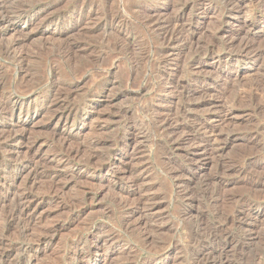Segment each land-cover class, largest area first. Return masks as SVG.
<instances>
[{
  "label": "rangeland",
  "instance_id": "obj_1",
  "mask_svg": "<svg viewBox=\"0 0 264 264\" xmlns=\"http://www.w3.org/2000/svg\"><path fill=\"white\" fill-rule=\"evenodd\" d=\"M0 1V20L23 17L0 29V97L26 129L0 144L3 264H264V0H95L90 21L71 0ZM178 15L193 44L159 61L147 16ZM78 147L92 163L67 158ZM23 195L26 234L9 217ZM42 239L36 259L19 251Z\"/></svg>",
  "mask_w": 264,
  "mask_h": 264
},
{
  "label": "bare ground",
  "instance_id": "obj_2",
  "mask_svg": "<svg viewBox=\"0 0 264 264\" xmlns=\"http://www.w3.org/2000/svg\"><path fill=\"white\" fill-rule=\"evenodd\" d=\"M72 1V3H74V4H80L81 5V7L82 8H84V9H88L89 11H91V13L89 12V15H84V14H82L83 12H80L79 13V16H77V18L79 19V20H81V21H83V19L84 18H86V19H88V21H90L89 19H90V17H91V15H92V12L94 11V9H100V8H103L104 6L102 5L101 6V4H99L100 6H98L97 5V2L95 1V0H71ZM233 1V0H232ZM161 2V1H160ZM163 2V1H162ZM223 2V1H222ZM171 3H172V1H171ZM230 3V0H225V2H224V4L225 5H228ZM1 4H2V2L0 1V6H1ZM173 4V3H172ZM223 4V3H222ZM232 4V3H231ZM11 5V4H10ZM171 5V4H170ZM224 5V6H225ZM122 6V5H121ZM174 6V5H173ZM201 6V5H200ZM80 7V8H81ZM124 7V6H123ZM199 7V6H198ZM2 8V7H1ZM173 8V7H172ZM204 8V7H203ZM129 9V8H128ZM201 9V8H200ZM5 10V9H4ZM100 11V10H99ZM103 11H106L105 9L103 10ZM102 11V12H103ZM124 11V10H123ZM126 11V10H125ZM101 12V11H100ZM102 12L99 14V15H97L98 16V21L99 22H103V21H108V18L110 17V21L108 22V23H106V25H109V26H119L120 24H123V23H126L127 21H126V17L124 18V14L122 15V13H120V12H118V13H114V14H110V15H104V14H102ZM91 14V15H90ZM102 14V15H101ZM109 14V13H108ZM2 16V15H1ZM95 16V15H94ZM182 16V15H181ZM148 17V19H146V21H145V23H147V25L149 26V30H152V29H156L157 31H158V33H157V38H158V41H159V43H160V45L162 46V48L160 49V50H157V51H155V56H156V59H159V61H162L163 59H165V57L166 56H169V55H171V50H167V48H170V47H176V46H179L178 47V49H180V48H184V47H186V46H189V45H191V44H193L192 43V34L189 32V28H188V30L186 31L185 30V28H184V26H183V22L181 23V21H182V19H181V17L178 15V16H168V18L166 19V20H164V21H158L157 19H154V18H152V16H147ZM21 18H23L22 17V14H18L16 17H10L9 15H7V14H4L3 15V17H2V19L0 20V29H4L6 26H8V25H11V24H13L17 19H21ZM128 18V17H127ZM27 19H28V21H31L32 19H29V18H25L24 19V21L26 22L27 21ZM86 21V20H85ZM126 21V22H125ZM189 22H187V23H189V25L188 26H190L192 23H193V21L192 20H188ZM144 22V21H143ZM79 23V22H78ZM82 23V22H81ZM186 23V24H187ZM97 24V23H96ZM99 24H101V23H99ZM143 24V23H142ZM194 24V23H193ZM73 26H75L76 27V24H72V28L71 29H69L70 31H73L72 29H73ZM121 26V25H120ZM144 26V25H143ZM146 26V25H145ZM187 26V27H188ZM103 28V27H102ZM91 29V28H90ZM116 29V28H115ZM102 31V30H101ZM76 32V31H75ZM75 32H73V33H75ZM91 32V31H90ZM16 34V37H14L13 39H11L10 41H8V43L6 44V48H5V54L8 56V59L10 58L11 59V61L12 62H15V64L16 63H18L20 66H21V64L23 63V60H24V55L22 54V52L20 53V52H15L14 51V49L15 48H20V47H18L19 45H21L22 43H23V41H21V40H17L16 38L18 37L19 38V36H17L18 34H20V35H22V33H21V31L20 30H18L17 28H14L13 29V34ZM73 33H72V35H73ZM77 33V32H76ZM14 34V35H15ZM105 34V33H104ZM13 35V36H14ZM230 35V34H229ZM62 36V35H61ZM60 36V37H61ZM68 36V35H67ZM70 36V35H69ZM74 36V35H73ZM66 37V36H65ZM123 37V36H122ZM64 39V38H63ZM62 39V40H63ZM70 39V38H69ZM229 39V38H228ZM51 40H54V39H51ZM55 40H57V39H55ZM60 40V39H59ZM61 40V41H62ZM79 40V39H78ZM77 40V41H78ZM58 41V40H57ZM157 41V42H158ZM210 43V42H209ZM227 43V42H226ZM60 45V44H59ZM58 45V46H59ZM165 45H166V47H165ZM230 45H232V44H230ZM216 46V45H215ZM109 48V47H108ZM228 48V47H227ZM233 48V47H232ZM242 48V47H241ZM21 49V48H20ZM66 49V48H65ZM188 49H190V47L188 48ZM16 50V49H15ZM195 50V49H194ZM198 50V49H197ZM197 50H196V52H197ZM203 50V49H202ZM215 50H217V49H215ZM72 51V50H71ZM212 52H214L213 50H211ZM69 52V51H68ZM181 52H183L182 50H179V53H181ZM195 52V51H194ZM208 52V50L206 51V53ZM216 52V51H215ZM214 52V53H215ZM217 53V52H216ZM178 54V53H177ZM193 55H194V53H193ZM180 56V55H179ZM195 56H199V55H195ZM6 57V56H5ZM167 58V57H166ZM168 62V61H167ZM23 69V68H22ZM217 69H218V66H216V68L214 69V70H216L217 71ZM191 70V69H190ZM216 73H218L219 74V70L216 72ZM221 73V72H220ZM165 75V74H164ZM193 75V74H192ZM196 75H197V73H196ZM161 76V75H160ZM161 78V77H160ZM194 79H193V81H195L196 80V77H193ZM192 79V78H191ZM20 80V79H19ZM160 80V79H159ZM162 83H164V86H166V91L165 92H167L170 88H172L171 86L173 85V82L171 81V80H169L168 78H166V77H164L163 78V82ZM175 86H176V84H174ZM174 86V87H175ZM152 87V91H154V90H156L157 89V86L156 85H152L151 86ZM0 88H2V87H0ZM144 89V88H143ZM169 92V91H168ZM167 92V93H168ZM5 99L3 100V98L2 97H0V109H1V111H0V122H7L9 125L7 126V127H5V128H0V144H4V143H6L7 141H9L10 139H12L13 137H16V139H19V140H23L24 139V137H26L25 136V130H22V129H17V127H16V125H15V123H13V112L11 111V110H9L8 108V110H5L4 108H3V106H5ZM7 101V100H6ZM66 106V105H65ZM15 107H21V106H15ZM152 108V106H150V105H145V106H142V110H145V111H147V110H149V109H151ZM68 108L67 107H65L64 108V112H62V114H60L59 116H57L58 117V120H61V121H63L64 123H66L68 120H70V117H71V115L69 114V113H66L65 111L67 110ZM81 114V113H80ZM160 116V115H159ZM24 117H25V119H27L28 117H29V115L27 114V113H25V115H24ZM157 117H158V115H157ZM72 118V117H71ZM154 118V117H153ZM86 117L85 118H83V121L85 120L86 121ZM151 119V118H150ZM175 118H167L165 121H164V125L165 126H170V123L174 120ZM176 120V119H175ZM174 120V121H175ZM73 121H75L74 120V117L72 118V122L71 123H73ZM163 121V120H162ZM178 121H176V123H177ZM174 127V126H173ZM21 128V127H20ZM172 128V127H171ZM178 129H180V127L179 126H175L173 129H172V133H175ZM182 129H184V128H182ZM205 130V129H204ZM213 132H214V130H212ZM172 133H171V136H172ZM66 137V136H65ZM64 137V140L66 139ZM59 139V138H58ZM208 141V140H207ZM64 142V141H63ZM95 143V142H94ZM62 144V143H61ZM66 145V144H65ZM69 145V144H68ZM101 146V145H100ZM2 147H3V145H2ZM5 147V146H4ZM3 147V148H4ZM69 148V147H68ZM120 148V147H119ZM2 150V149H1ZM5 153V158H10L11 156H12V153L14 154V153H16V155H17V153H18V151L16 150V151H10V150H3ZM68 151V159H71V160H74V161H77V162H79V163H83V164H86V165H89V163H90V161H91V163H92V161L94 160V158H95V156H93V155H91L90 157H87V159L86 160H83L82 159V157H80L81 156V149L78 147V148H76L75 150H72V149H68L67 150ZM26 152V151H25ZM24 154V153H23ZM16 155H15V157H16ZM85 155H86V153H85ZM21 157V156H20ZM84 158V157H83ZM31 159H33V158H31ZM85 159V158H84ZM14 160V159H13ZM96 160V159H95ZM73 161V162H74ZM18 162V161H17ZM72 162V163H73ZM95 162V161H94ZM69 163V162H68ZM71 163V162H70ZM96 163V162H95ZM76 164V163H75ZM91 165V164H90ZM94 166V165H93ZM86 167V166H85ZM86 168H88V167H86ZM102 170V169H101ZM100 170V171H101ZM113 171V170H112ZM108 173H110L111 171L110 170H108L107 171ZM116 171H114L113 173H115ZM131 172V171H130ZM173 172V171H172ZM1 173H3V171L2 172H0V174ZM106 173V172H105ZM113 173H111V174H113ZM127 174V173H126ZM134 176V175H133ZM1 177V176H0ZM12 178V177H11ZM74 178V177H73ZM79 178V177H78ZM130 180V179H129ZM135 180V179H134ZM13 181V180H12ZM33 183V182H32ZM131 185V184H130ZM21 186V185H20ZM29 186H31V184L29 185ZM31 190V189H30ZM9 193V192H8ZM24 193V192H23ZM186 195V194H185ZM31 196V195H30ZM52 196H53V194H52ZM11 198H13V197H11ZM22 200H23V204L22 205H19L18 206V209H16V211H12V213H11V216H9L10 217V220L11 221H17V222H19L20 224H22V228H24V233L26 234L27 232H28V230H29V228H30V223L31 222H34L33 221V217H34V209H35V207L33 208L32 207V203H33V198H31V197H29V196H26V195H23L22 197ZM21 200V201H22ZM20 200H18V202H19ZM20 201V202H21ZM17 202V203H18ZM14 203V202H13ZM5 206V205H4ZM9 207H10V205H9ZM12 207H13V205H12ZM1 209V208H0ZM8 211H9V209H8ZM42 211V210H41ZM10 212V211H9ZM6 213H7V211H6ZM5 213V214H6ZM7 215V214H6ZM48 216V215H47ZM34 224V223H33ZM17 226V225H16ZM33 227V226H32ZM20 228V227H19ZM35 229H37V228H35ZM38 230V229H37ZM14 231V230H13ZM17 231H18V229H17ZM21 231V230H20ZM36 231V230H35ZM39 231V230H38ZM12 232V231H11ZM34 233V232H33ZM15 234V233H14ZM37 234V233H36ZM53 234V233H52ZM51 234V235H52ZM11 235V234H10ZM13 235V234H12ZM12 235H11V237H12ZM22 235V234H21ZM32 235V234H31ZM35 235V234H34ZM41 235V234H40ZM46 236V235H45ZM45 236H44V238H45ZM48 236V235H47ZM5 237H6V235H5ZM4 237V238H5ZM26 237V236H25ZM31 237V236H30ZM39 237V236H38ZM37 237V238H38ZM52 237V236H51ZM8 238V237H7ZM29 238V237H28ZM31 239H32V237H31ZM33 239H35V238H33ZM48 241V240H47ZM44 243H46V240L45 239H42V240H38V243H37V245L36 246H34V245H30V246H27V247H23L22 249H19V251H21L22 252V255H24L25 257H29V259H36L37 258V256H38V253H39V247L42 245V244H44ZM1 244V243H0ZM2 246V245H1ZM0 248H2V247H0ZM6 248V247H5ZM42 248V247H41ZM44 248V247H43ZM6 250V249H5ZM73 250V249H72ZM4 254H5V251L3 252H0V264H3V262H4V260H3V256H4ZM16 254H17V252H16ZM18 255V254H17ZM14 256V255H13ZM66 257V256H65ZM11 258V257H10ZM14 259V258H13ZM28 259V258H27ZM74 259H76L77 260V262L79 263V264H84V261H83V259H82V257L81 256H77V257H75L74 256ZM9 261H10V259H9ZM16 261V260H15ZM20 263V262H19ZM21 264V263H20ZM56 264V263H55Z\"/></svg>",
  "mask_w": 264,
  "mask_h": 264
}]
</instances>
